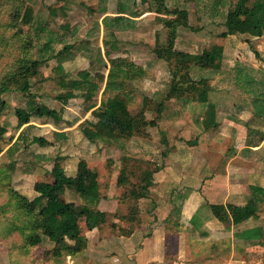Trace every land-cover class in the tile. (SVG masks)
Masks as SVG:
<instances>
[{"label": "rangeland", "instance_id": "rangeland-1", "mask_svg": "<svg viewBox=\"0 0 264 264\" xmlns=\"http://www.w3.org/2000/svg\"><path fill=\"white\" fill-rule=\"evenodd\" d=\"M169 1L179 2L180 9H186L189 13L190 27L194 30H201L196 32L189 28H180L175 45L176 50L187 52L189 50L187 43L191 42L190 50L193 49L195 53L199 54L211 47L214 37L208 39L206 35L208 33L216 35L221 33L224 29L222 24L223 19H225L224 14L231 5L237 2V0H227L226 6L222 8L223 19L222 16H216L214 19L213 13L216 12L214 7L217 8V4L214 5V3L220 0ZM124 3L128 5L130 12H135L137 16L132 17L127 12L126 17L132 20L133 23L130 26L133 28L114 32L115 38L113 39L104 28L102 20L107 16L116 17ZM27 5L34 7L36 12V21L32 31H28L21 22L16 23L13 20L14 12L21 10L22 8L18 9L20 6L26 7ZM50 11L56 12V15H50ZM218 12H220L219 9ZM164 18L172 19L174 17L159 16L150 12L149 4L144 5L141 0H0V83L5 76L16 73L24 62L38 59L40 51L46 44L51 45L52 52L56 54L62 51L65 45L73 47L66 55L67 60L62 63L63 75L59 73L57 68L58 60H51L40 68L39 75L31 82L24 80L17 83L14 85L13 91L5 95L8 108L0 121L1 125L6 124L3 152L0 154V264H52L43 263L38 248H27V240L32 234L29 229H15L19 223L26 221L13 209L14 205L12 207L10 204L11 199L8 192L13 189L29 199L35 198L38 195L35 192L37 182H53L51 171L57 159L68 175L72 177H80L81 175L80 182L85 177L86 168L96 170L102 195L108 192L106 185L109 183L111 186L113 181L112 176H108L110 171L108 163L112 160H121L122 157H126L130 164L133 161H138L140 164L137 167H150L152 170L162 168L163 170V164L167 158L164 141L166 135L162 136L161 129L157 130L148 125L156 117L154 111L146 113L144 130H142L143 133L147 132L149 135L145 134L142 136L143 138L137 140L135 137L126 143L122 141L115 143L103 140L98 136L91 112L85 111L88 105L86 102L77 99L70 101L65 106L56 101V97L62 92V88L58 84L60 75L67 79H77L79 74L84 71H88L92 76L96 72H104L107 75L109 68L122 64L131 69L144 68L147 72L145 78L131 84L132 88L135 89L132 92L135 95V100L130 108L133 116L141 110L144 96L157 99L159 102L165 100L169 94L172 73L180 71L181 67L176 62L169 64L164 60H158L153 52L158 37L161 45L166 44L167 41L168 30L164 27L162 21ZM51 32L53 36H50ZM106 39L110 42L115 41L118 47L117 52L111 56L112 60L105 55L106 49L103 41ZM51 40L52 42H50ZM208 40L210 43H207ZM250 51L246 48L240 55L241 63L229 62L232 57L227 54L220 70H207L200 73L197 67H193L191 76L198 79L204 77L210 79L213 85L210 98L217 108L222 106V109L220 108L221 117L227 120L230 113L236 114L238 119L239 116L243 117V125L249 123L260 130L264 128V122L257 120L254 115L252 107V100L254 99L251 98L252 96L249 97L243 93L244 89L233 80L239 64L243 63V66L247 68L253 67L248 61L255 62L256 57ZM27 91L39 96L35 99L36 102L62 110L65 120L56 124L52 120L33 118L30 124L19 125L14 112L16 108H27L29 100ZM102 95L103 89L94 100L96 106H100L103 100ZM230 97H232L231 101L228 100ZM236 104L240 109L235 113L233 107ZM168 105H170L168 108L171 111L176 112L181 104L179 101L171 103L169 101ZM205 110L206 105L201 104H196L190 108L193 116ZM211 130L210 128L206 129V133ZM22 131L24 138L19 140L17 146H14ZM63 134L66 135V140L60 137ZM236 134L228 129L226 131L220 129L216 136L223 139L222 143L212 144V149L209 152L206 151V154H204V150L197 147L193 148L192 144L184 141L185 146L188 145V151L187 155L184 154L180 157L184 160L183 164L186 165L183 168L188 167L187 173L194 179L198 175L201 176L200 172L207 177L203 179L199 177L202 180L190 182L206 194L205 203L219 201L218 198L210 197V194L227 189L229 184L234 182L231 178L234 171L240 170L239 166L236 165L238 164L237 160H234L230 165V159L234 152L239 151L236 148L238 142L234 146ZM193 135L196 133L194 132L191 136L193 137ZM34 137H43L52 142L53 145L49 147L33 145L31 140ZM201 137L204 141L208 139L203 134ZM201 137L199 140L202 139ZM166 139L168 138L166 137ZM206 141L209 142V140ZM138 142L139 144H136ZM203 157L206 158L205 162H203ZM198 158L202 161L201 166H199L200 161L198 165L196 164L197 166H194ZM79 167H82V170L77 175ZM252 167L258 175L264 177V165H260L258 162ZM200 169H204V171H200ZM168 171L172 175L178 173L177 169H168ZM228 173L231 175L228 176ZM238 176H240L238 179L243 177ZM256 183L264 185V181H257ZM83 185L80 184V189H83ZM116 193L119 194L118 190ZM155 193L157 194L155 200L164 201L165 198L168 200V193L165 189L155 191ZM250 195L251 192L248 188L246 196L249 197ZM67 197L69 200H73L75 194L68 193ZM240 199L237 202L244 201L243 196ZM179 200L182 199L179 197L174 199L177 203ZM184 202L185 200L178 203L179 207L175 209L178 214H182ZM5 205H7V211L2 210ZM152 205L143 201L139 202L141 220L146 224L156 222L154 210L150 212L152 214L149 216ZM116 206L118 207V205ZM122 209L127 211L125 205ZM207 215L204 212V216ZM261 217L264 221V205L261 206ZM9 228L13 229L11 233L8 232ZM106 229L111 230V227H105L102 234L105 235ZM114 232L120 236L119 229H115ZM110 233L112 232L110 231ZM110 233L109 235H112ZM116 234L114 237H117ZM174 236L175 234L172 235V238ZM205 241V239L201 240V245L195 243L191 247L187 245V255L182 256V259L178 255L176 256V246L170 245L166 248L167 256L159 254L157 259L154 258L151 262L145 261L144 264H228L226 261L228 260L227 247L224 248L225 250L223 249L224 252L221 251L220 258L216 259L213 258L212 243L209 244L210 242ZM52 245L48 241L43 244L47 249H51ZM110 246L108 243L106 248L108 247L113 252V248ZM179 250L180 247H178ZM200 252V257H197L198 254L196 255V253Z\"/></svg>", "mask_w": 264, "mask_h": 264}, {"label": "trees", "instance_id": "trees-1", "mask_svg": "<svg viewBox=\"0 0 264 264\" xmlns=\"http://www.w3.org/2000/svg\"><path fill=\"white\" fill-rule=\"evenodd\" d=\"M141 2L144 5L149 4L150 12L159 16L174 17L162 20L164 27L168 30L167 41L166 44L161 45L158 37L153 50L158 60H164L169 64L176 62L181 67L180 71L172 73L171 86L166 99L159 102L157 99L144 96L141 110L133 116L130 108L135 100V95L132 93L135 89L132 88L131 84L145 78L147 72L144 68L131 69L125 65L117 64L108 69L107 75L104 72H96L92 76L88 71L80 73L77 79H67L60 75L58 84L62 88V92L56 97V101L65 106L70 101L77 99L86 102L88 105L85 111L91 112L98 136L108 142L120 143L122 141L126 143L135 137L140 139L145 134L149 135L147 132H142L146 113L153 111L156 113V117L148 123L153 128L157 126V122L168 108V102L172 98L185 96H189L194 103L206 105L205 112L199 116L205 130L217 129L219 127L217 106L210 98L213 85L209 78H193L191 70L193 67H197L200 73L207 70H220L225 58L224 48L212 44L209 49L200 54L176 50L175 45L180 28H189L196 32L201 31L190 27L188 11L180 9V5L176 1L141 0ZM198 3L200 2L198 1ZM215 3L217 7L225 6L227 0H220ZM20 8L22 9L14 12L13 20L16 23L21 22L28 31H32L36 21L34 7L27 5L26 7L20 6L18 9ZM127 12L132 17L137 16L135 12H130L128 5L124 3L118 11V16L103 18L102 24L111 38H115L114 32L116 31L133 28L130 26L133 23L132 20L126 17ZM50 15L55 16L56 12L50 11ZM224 18V30L217 34L218 38L225 39L235 35L261 38L264 35V0H237L227 9ZM50 36H53L52 32ZM212 37L214 34L208 33L207 38ZM103 43L106 49V57L112 60L111 56L118 50L116 42H110L106 39ZM207 43L210 41L208 40ZM71 49H73L72 46L65 45L63 50L56 54L52 52L51 45L46 44L40 51L38 59L24 62L16 73L3 78L0 83V121L8 108L5 95L13 91L14 85L24 80L31 82L39 75L40 68L54 59L58 60L57 68L59 73L63 75L62 63L67 60L66 55ZM250 50L257 60H261V55L254 45H250ZM114 60L119 61L120 59ZM237 68L233 80L244 89L243 93L249 97L252 96L254 115L257 120L264 122V72L253 67L247 68L243 64H239ZM102 89L103 100L100 106H96L94 100ZM27 92L29 98L27 108H16L14 112L19 125L30 124L33 118L52 120L56 124L65 120L62 110L36 102L35 99L39 96L30 91ZM246 126L251 127L249 123ZM4 127L6 128V124L4 126L0 124V154L3 152ZM60 137L66 140V135L63 134ZM22 138H24L23 131L14 146H17ZM164 141L165 143L168 142L165 139ZM31 144H37L41 147L53 145L52 142L43 137H34ZM189 144L194 146L197 141H190ZM131 163L126 157L108 163V166H115L114 171H119L116 182L119 192L118 207L115 212L102 211L99 208L104 197L100 190L101 186L96 170L86 168L85 177L80 182L82 176L72 177L68 175L59 159L56 160L51 171L53 182H37L35 184V192L38 194L35 198L29 199L10 189L8 192L11 199L10 204L12 207L14 205L13 209L26 221L19 223L15 229L23 230L26 228L32 233L27 240V248H38L43 263L64 264L67 257L77 258L85 254L88 247L86 232L95 229L103 231L105 227L110 226L113 230L119 228L123 236H131L144 223L141 220L139 202L151 197L155 175L161 170V168L152 170L150 167H137L140 164L138 161ZM81 168L79 167L77 175L81 172ZM80 184H84L83 189H80ZM249 189L251 195L246 198L247 202L244 205L238 203H204L191 219L190 224L193 229H190L189 232H192L193 235L199 233L204 221L210 219H216L220 223L236 227L250 220L259 221L261 206L264 205V188L250 186ZM68 193L75 194V199L69 200ZM123 205L126 206L127 211L122 209ZM6 208L7 205L3 206L2 210L7 211ZM204 212L208 215L204 216ZM12 230L9 228L8 232L11 233ZM199 236L204 238L205 235L199 233ZM237 237L249 243H258L264 238V228L258 226L244 230ZM45 241L53 244L51 249L43 246Z\"/></svg>", "mask_w": 264, "mask_h": 264}, {"label": "crops", "instance_id": "crops-1", "mask_svg": "<svg viewBox=\"0 0 264 264\" xmlns=\"http://www.w3.org/2000/svg\"><path fill=\"white\" fill-rule=\"evenodd\" d=\"M176 3L179 5V2ZM215 4L216 3H214V5ZM223 7L224 6H219L217 8L214 7V10L216 11L213 13V17H215L214 19H216V16H222ZM218 9L220 12H218ZM223 20L222 24L224 25L225 19ZM206 37H208V34ZM215 37H217L216 34H214V40H212L213 45L222 46L224 48V55H231L232 59L229 62L233 64L241 63L242 58L240 55L246 50V48L250 51V45H254L261 55V60L256 59L255 62H248L255 69H260L264 72V35L261 38L248 35H235L229 36L225 39L220 38V40ZM191 45V42L187 43V48H189L187 52L195 53L193 49L192 51L190 50L189 46ZM231 99L232 97L228 100L231 101ZM178 101L181 104L180 108L177 109L176 112L167 108L162 115V118L157 122V126L153 127L157 130L161 129V135L163 136L165 134L168 138L166 139L165 137L168 142L165 143L167 158L163 164L164 168L163 170L161 168L160 172L155 175V184L152 188L151 197L141 200L148 204H153L149 210V216L152 214L150 212L154 210V214L157 217L156 222H154V224H146L144 222L142 227L137 228L131 236H123L121 233L120 236H118V234L114 232L115 229L113 230L112 228L111 230L106 229L107 231L105 232V235L98 229L86 232L88 247L85 254L77 258L67 257L64 264H144L145 261L151 262L154 258L157 259L159 254L167 256L166 248L170 245L176 246V256L178 255V257L182 259V256H185V254L187 255V245L190 247L194 243L196 245H201V240L204 239L206 240L205 242H210L209 244L212 243V250L214 252L213 258H220L221 251L227 247L226 254L228 255V260L226 261L228 264H264V238L261 239V242L249 243L237 237L238 234L242 233L244 230H250L258 226L264 228L262 217L259 221L250 220L239 227L220 223L216 219L206 220L199 230L200 235L204 233V238L199 236L198 232L195 235H193L192 232H189L190 229H193L190 221L205 203L204 198L206 195L204 192H201L200 189H197L190 184V182H197L206 176L200 172L201 176L198 175L196 179L191 177L187 173L188 167L186 169L183 168L186 166L183 164L184 160L180 158L188 151V145L185 146L184 141H197V144L194 145L193 148L197 147L198 149H202L204 150V154H206V151L209 152L212 149V144L222 143L223 139L220 136H216L220 129L222 131L228 129L233 134L237 133L234 146L238 142L236 148L239 151L234 152V155L230 159V165L234 160H237L238 164L236 165L239 166L238 168H240V170L238 172L234 171V175L231 177L233 178L232 182H234L229 184L227 189L211 193L210 197L219 199V201L212 204L238 203L244 205L247 202L246 195L250 186L264 188L263 184L262 186L256 183L257 181H264V177L258 175L252 167L258 164V162L260 165H264V128L259 130V128L254 126L247 127L246 125H243V117L239 116L238 119L236 118V114L234 115L230 113L226 120V118L221 117L222 112L220 111V108L222 109V106H220L217 108V122L219 127L217 129H212L211 131L213 132L210 131L209 133H206L207 131L203 127L202 119L199 117L205 111L193 116L190 112V108L196 106L197 103H194L189 96L172 98L170 103ZM181 108L183 109L181 110ZM233 109L236 113L240 108L238 109V105L236 104ZM230 111H232V109H230ZM188 112L189 114H187ZM194 132L196 135H193L192 137L191 135ZM202 134L204 137H208L206 140H209V142L203 140L201 137ZM200 137L202 139L199 140ZM136 144H139V142ZM202 159L204 160L203 162L206 161L205 157ZM199 161L200 158L196 159L194 166L196 164L198 165ZM201 162L202 161H200L199 166H201ZM108 167L110 170L108 176H112L113 181L111 182V186L109 183L106 185L108 192L103 194L104 199L99 208H101L102 211L115 212L116 210L114 209H116V205H118L116 182L119 176V171H114L115 166L111 167L110 165ZM168 169H177L178 173L176 175L169 174ZM200 171H204V169H200ZM229 175L231 174L228 173V176ZM238 175L243 177L238 179V177H240ZM199 177H202V179H199ZM229 180L231 179L229 178ZM113 187H115L116 190ZM162 189H165L168 193V200L166 198L164 201L155 200V195H157L155 191L158 192V190ZM242 196L244 201L237 202L238 200H241L240 198ZM177 197L182 199L179 200V202L185 200L182 214H178L175 210L179 207V202L177 203L174 201ZM110 231L112 233H110ZM108 232L112 235H109ZM115 234L117 237H114ZM174 234L175 236L172 238V235ZM176 234H178V236H176ZM207 234L208 237H206ZM108 243H110V247L113 248V252L110 251L108 247L106 248ZM178 247H180L179 251ZM110 253H112V255H110ZM200 254L201 252L196 253L197 257H200ZM69 260H71V262H69Z\"/></svg>", "mask_w": 264, "mask_h": 264}]
</instances>
